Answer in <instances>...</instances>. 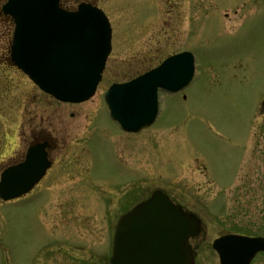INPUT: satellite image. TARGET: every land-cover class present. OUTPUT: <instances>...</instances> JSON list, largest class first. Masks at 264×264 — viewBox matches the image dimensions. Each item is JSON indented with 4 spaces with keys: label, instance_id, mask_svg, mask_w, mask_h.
Returning a JSON list of instances; mask_svg holds the SVG:
<instances>
[{
    "label": "rangeland",
    "instance_id": "1",
    "mask_svg": "<svg viewBox=\"0 0 264 264\" xmlns=\"http://www.w3.org/2000/svg\"><path fill=\"white\" fill-rule=\"evenodd\" d=\"M80 1L108 16L112 50L96 93L76 105L44 95L10 62L14 25L0 19V160L12 156L0 170L23 149L24 129L27 137L30 130L38 134L29 123L57 146L44 180L22 199L0 204V264H109L118 218L157 189L179 197L183 187L227 225L245 223L264 235L259 112L253 120L264 89V6L250 15L264 0H76L71 8ZM171 9L184 11L185 22L169 31L163 19ZM183 49L197 59L193 82L177 96L160 91L152 125L122 131L109 115L107 88ZM188 154L196 157L186 160ZM238 155L244 162L233 183L225 179L230 188L210 184L202 160L212 159L223 172ZM247 176L249 190L239 184ZM202 215L203 224L212 220ZM208 226L201 264H220L210 249L219 231ZM254 264H264V255Z\"/></svg>",
    "mask_w": 264,
    "mask_h": 264
},
{
    "label": "water",
    "instance_id": "2",
    "mask_svg": "<svg viewBox=\"0 0 264 264\" xmlns=\"http://www.w3.org/2000/svg\"><path fill=\"white\" fill-rule=\"evenodd\" d=\"M60 1L7 0L2 5L15 23L11 60L43 91L62 101L81 102L94 95L102 78L112 29L97 6L80 3L77 9L66 10ZM193 74V56L183 52L136 78L113 83L105 93L111 117L126 131L151 125L159 110L158 88L178 91ZM37 150L30 148L25 164L2 173L3 199L27 193L44 175L47 155ZM191 221L164 192H154L119 218L110 263L193 264L186 242L197 230ZM214 245L221 264H248L258 250H264V239L227 236Z\"/></svg>",
    "mask_w": 264,
    "mask_h": 264
},
{
    "label": "flooded vegetation",
    "instance_id": "3",
    "mask_svg": "<svg viewBox=\"0 0 264 264\" xmlns=\"http://www.w3.org/2000/svg\"><path fill=\"white\" fill-rule=\"evenodd\" d=\"M67 1V2H65ZM76 0H64L63 1V5L67 8L72 7V5L74 4ZM253 1V0H252ZM259 2V0H258ZM246 3V2H245ZM252 3H256V0H254ZM264 3H262V6H255L257 8L256 11H252L253 15L255 13H257L259 10L261 11L260 7H263ZM238 8L234 9L237 10ZM263 10V9H262ZM236 12V11H235ZM247 13V12H246ZM244 13V14H246ZM224 14H226L228 16V12H225ZM236 14V13H235ZM243 14V15H244ZM249 14V13H247ZM164 23H166V26L168 27V30L170 31V29H175V26L184 23L185 22V12L180 10L179 12L175 11V10H168L165 12L164 14ZM169 42L167 43V45L169 46ZM184 50V49H183ZM183 50L180 51H175L170 53L169 55L181 52ZM167 55V56H169ZM166 56V57H167ZM159 59V58H158ZM153 63V62H152ZM151 65V64H150ZM187 87L183 88L182 90H180L179 92L176 93H170V92H166L165 93L167 95H170L171 97L173 96H177L179 93L184 92V90ZM259 92L257 94H259L258 96H261V100L258 103V110L256 112V114L254 115L253 120H255V116L258 114L259 112V118H258V125L260 126V130L261 132L264 134V89H259ZM182 98L186 101V99H188V96L186 93H183ZM59 102V101H58ZM62 103V102H60ZM62 104H72V105H76L75 103H62ZM80 104V103H77ZM43 119V117H42ZM31 124V128H39V132L38 134H36L35 132H33L32 130H30V134H29V138L27 137V132L24 129V131L21 132V141L23 144V149L19 150L18 153H15V155H13V159L14 161H11L13 163H9L6 166H4L1 170H0V177H1V173L8 167L11 166H15L18 164H22L25 163L27 160V155H28V151L30 147L33 146H40V147H44V151L47 154V159L50 162V166L49 168L46 170L45 174H44V178L47 176L49 170L52 168L53 164H54V159H53V155L54 152L57 149V146H55L53 139L50 138V136L47 137L46 132L43 130L42 127H39V125H35L34 127L32 126L33 123H29ZM252 126V124H251ZM250 136V135H249ZM5 146V145H4ZM4 146L2 145V149H4ZM0 148V150H1ZM191 154H188L186 156V160L190 159ZM12 156H5L3 157V159L0 160V166L2 164H6L8 163V161L11 160ZM191 157H196V156H191ZM200 157V156H199ZM193 158V159H194ZM201 158V157H200ZM203 159V158H202ZM234 159V164L229 165V170H217L216 166L214 165L212 159H203L202 161L205 164V168L208 169V171L211 173V178L213 179V181L210 182V184L212 183L213 185H217L218 187H220V189H227L230 188L231 184L229 183L228 180L225 181L226 178L231 180V183H233V174L235 172H237L238 169L241 168L242 166V162L243 161V157L241 155L235 156L233 157ZM262 174H264V172H261ZM210 177V176H209ZM44 178L38 182V184L35 186V188L44 180ZM252 182V177L251 176H247L246 178H242L239 184H246L245 188L246 190H249V187L251 185ZM238 184V185H239ZM264 184V182H263ZM237 185V186H238ZM234 187V186H233ZM34 188V189H35ZM182 192L179 193L180 196L179 197H175L170 195L169 193H167L166 191H164L171 199V201L177 205L178 207L181 208L182 212L186 215H190L192 218V221H194L195 226L197 227V230L189 236L187 242L192 250L193 256H194V264H201L202 263V249L200 247L201 243L206 241L208 239V235L210 233V227L208 226V222L211 223V225H213V227L211 228L213 231L214 229H216L217 231H219V235L216 236L212 242H211V246L210 249L214 250L217 253L218 256V260H219V255H218V251L216 249H214L213 247V242L216 238L221 237V236H226V235H245V236H249V237H255V236H263L264 235H260V234H256L253 233V228L251 226H246V224L244 223L242 226H235L234 223H230L227 225V223L225 222V219H219L218 215L216 214V210L215 208H212L209 204L207 203H199L198 202V198L195 197V195H191L188 191L185 190V188L181 187ZM262 190H264V188H262ZM22 199V198H19ZM145 199V198H144ZM11 201H3L0 198V204L1 205H5L7 203H9ZM201 214H200V213ZM207 215V217H211L210 219L212 220H208L206 221L205 224H203L202 219H204L205 217L202 214ZM204 218H203V217ZM207 220V219H205ZM191 221V222H192ZM234 221H237L234 220ZM240 223V222H239ZM246 226V227H245ZM261 254L264 255V251H260L256 254V256L250 261L249 264H254L256 257ZM220 263V262H219Z\"/></svg>",
    "mask_w": 264,
    "mask_h": 264
},
{
    "label": "bare ground",
    "instance_id": "4",
    "mask_svg": "<svg viewBox=\"0 0 264 264\" xmlns=\"http://www.w3.org/2000/svg\"><path fill=\"white\" fill-rule=\"evenodd\" d=\"M62 1H63V0H61V2H62ZM107 59H108V58H107ZM41 93H42V92H41ZM44 95H45V93H44ZM46 96H47V95H46ZM43 178H44V177H43ZM43 178H42V179H43ZM42 179H41V180H42ZM41 180H40V181H41ZM40 181H39V182H40ZM37 184H38V183H37ZM37 184H36V185H37ZM36 185H35V186H36ZM35 186H34V188H35ZM34 188H33V190H34ZM114 230H115V227H114ZM113 233H114V231H113ZM110 257H111V255H110ZM110 257H109V260H110ZM109 262H110V261H109Z\"/></svg>",
    "mask_w": 264,
    "mask_h": 264
},
{
    "label": "trees",
    "instance_id": "5",
    "mask_svg": "<svg viewBox=\"0 0 264 264\" xmlns=\"http://www.w3.org/2000/svg\"><path fill=\"white\" fill-rule=\"evenodd\" d=\"M1 18H2L3 20H5V19H6V17H5V16H0V19H1Z\"/></svg>",
    "mask_w": 264,
    "mask_h": 264
}]
</instances>
